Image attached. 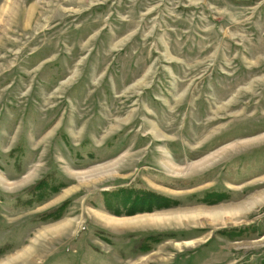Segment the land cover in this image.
<instances>
[{"label":"rangeland","instance_id":"1","mask_svg":"<svg viewBox=\"0 0 264 264\" xmlns=\"http://www.w3.org/2000/svg\"><path fill=\"white\" fill-rule=\"evenodd\" d=\"M0 261L264 264V0H0Z\"/></svg>","mask_w":264,"mask_h":264},{"label":"trees","instance_id":"2","mask_svg":"<svg viewBox=\"0 0 264 264\" xmlns=\"http://www.w3.org/2000/svg\"><path fill=\"white\" fill-rule=\"evenodd\" d=\"M139 194H141L140 197H142L143 199H147L149 197H152V199H149L150 203H152L153 199L159 198V196L157 194H154L153 192H145V193H139ZM149 209H152V208H149ZM134 210L136 211V209H130L129 213L135 212ZM148 238H151V237H148Z\"/></svg>","mask_w":264,"mask_h":264},{"label":"bare ground","instance_id":"3","mask_svg":"<svg viewBox=\"0 0 264 264\" xmlns=\"http://www.w3.org/2000/svg\"><path fill=\"white\" fill-rule=\"evenodd\" d=\"M195 166H196V165H195ZM197 166H198V165H197ZM97 169H98V168H97ZM93 171H94V172H93ZM93 171H91V172H93V174L97 172V170H93ZM133 205H134V204H133ZM132 207H133V206H132ZM225 208H229V207L227 206V207H225ZM186 212H189V210H181V211H179V212L177 213V215H179V214H181V213H186ZM174 213H176V212H174ZM174 215H175V214H174ZM175 216H176V215H175ZM128 220L131 221V220H132L131 217H130V219H128ZM113 221H114V220H113ZM126 221H127V220H126ZM126 221H125V222H126ZM133 221H134V220H133ZM133 221H132V222H133ZM114 222H115V221H114ZM116 222H118V221H116ZM116 222H115V223H116ZM62 223H63L62 226H64V225H66V224H69L70 222H69V221H64V222H62ZM119 223H120V222H119ZM0 262H2V261H0Z\"/></svg>","mask_w":264,"mask_h":264}]
</instances>
